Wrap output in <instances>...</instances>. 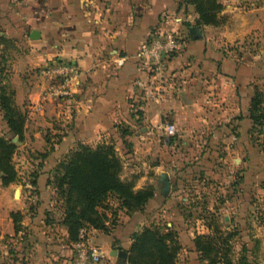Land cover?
<instances>
[{"label":"crops","instance_id":"0c3cea01","mask_svg":"<svg viewBox=\"0 0 264 264\" xmlns=\"http://www.w3.org/2000/svg\"><path fill=\"white\" fill-rule=\"evenodd\" d=\"M220 1L223 23L201 26L203 36L195 38L190 28L198 14L193 6L181 7L182 0H0V84L15 92L17 105L26 113L24 147L44 151L49 148L47 133L57 139L42 164L39 188L43 192L51 188L48 173L79 143L93 147L114 143L124 163L123 178L136 175L137 190L155 187V196L144 211L127 214L119 210L112 232L88 231L91 242L104 251L112 252L119 245L129 249L132 234L147 219L160 210L167 216L170 199L179 194L175 166L183 161L189 165L193 156H199L195 158L199 165L210 153L237 150L233 146L236 137L225 121H234L238 113L242 137L243 130L251 127V87L227 46L264 27V0ZM165 15H170L169 20ZM162 27L180 29L184 45L169 59L160 98L151 100L137 84L149 79L148 67L138 54L149 36ZM55 60L80 70L71 101L47 96L49 79L42 68ZM165 122L176 124L175 136L160 129ZM1 123L10 133L0 109ZM164 172L172 184L167 201L160 182ZM19 186L18 182L0 186V241L17 234L23 239L30 230L47 234L50 242L21 250L25 261L29 260L24 264H68L73 244L68 247L62 242L68 236L63 224L47 225L40 212L32 213L16 232L12 211L16 205L21 210L24 206L22 194L17 201L14 195Z\"/></svg>","mask_w":264,"mask_h":264},{"label":"rangeland","instance_id":"374dc122","mask_svg":"<svg viewBox=\"0 0 264 264\" xmlns=\"http://www.w3.org/2000/svg\"><path fill=\"white\" fill-rule=\"evenodd\" d=\"M227 48L233 51L237 63L243 67V72L245 71L246 81H249L251 87L248 95H251L252 98L255 90L259 89L264 97V27L254 31L246 39L240 40L232 46H227ZM220 71H223L222 68ZM244 91L243 94H247V90ZM145 98L155 99L146 96V94ZM240 98L242 99V95ZM243 100L247 101V96L244 95ZM15 104L17 105L16 100ZM17 106L24 112L19 105ZM241 118L239 119L237 113L234 121L233 119L230 122L225 121L226 124L229 123L230 133L236 137L233 146L237 150L232 154L226 150H219L220 153L216 154L210 153L205 156V161L199 165L195 161V158L199 156H193V162L189 165L183 161L184 164L181 166H175L174 175L177 176V180H180L179 194L175 198L170 199L171 195L165 198L166 201L170 199L168 205L171 210L168 211L167 216H164L166 214L164 211L156 212V215L147 219L149 222L144 223L141 229L150 226L159 228L160 232L165 233L167 228L179 227L178 233L183 249L178 254L176 264H203L199 258V253L194 249L193 240L198 234H213L214 236L233 234L229 245L231 246L230 254L234 264H264V125L253 129L251 120V127L248 132L243 130L245 133V136L243 134L245 138H243L239 125ZM0 134L6 135L7 138L13 137V141L17 145L14 163L18 171L21 172L19 173L20 181H18V185L21 187L15 189L14 195H16L17 201L20 198L18 197L19 194H22L21 199L24 206L21 210L16 205L12 213H21L23 221L30 214L40 212L42 220L46 221L47 225L62 224L63 199L57 195L55 186L49 183V180H52L54 176V170L58 163L48 173V184L51 188H45L43 192L38 184L37 186L31 184V181L39 180L42 164L46 160H43L41 154L52 149L57 139L50 137L51 133H47L46 140L49 148H45L44 151L32 152L31 148L24 147L25 140L20 141L18 136L14 137L13 134L6 133L3 123L0 124ZM186 156L183 155L182 158L185 159ZM124 179L137 182L136 175L130 173ZM26 183H28L27 186ZM1 184L0 180V186ZM115 201L116 199L111 196L105 202L110 208L105 210L106 214H109L111 230H113V219H117L114 218L113 210H119ZM173 209L181 217L175 215L174 212L171 214ZM23 211L25 214L22 213ZM169 222L173 223L175 227L169 226ZM22 226L24 225L22 224ZM20 238L17 234L0 241V264L27 263L29 260L25 261L26 257L21 255L23 248H31L35 244L41 245L44 241L50 242L47 234L38 235L34 232L31 233V230L27 232V235H22L23 239ZM62 242L67 243L68 247L70 246L68 236ZM121 249L124 248L119 245L114 246L113 250ZM124 250L128 251V249ZM27 257L31 258L28 254ZM100 264L124 263L106 250Z\"/></svg>","mask_w":264,"mask_h":264},{"label":"trees","instance_id":"16d2710c","mask_svg":"<svg viewBox=\"0 0 264 264\" xmlns=\"http://www.w3.org/2000/svg\"><path fill=\"white\" fill-rule=\"evenodd\" d=\"M184 5L193 6L198 14L194 26H218L223 23L221 13L224 5L220 0H182L181 7ZM0 109L9 132L14 137L18 136L20 141L24 140L26 113L15 104L14 91L3 84H0ZM249 114L253 129L264 125V97L259 89L255 90L251 98ZM16 150L13 137L7 138L0 134V180L3 186L20 181L14 163ZM51 150L41 154L43 160ZM122 171L123 161L114 143H103L96 147L79 143L59 160L49 183L55 186L57 195L63 199L62 224L68 230L70 243L79 239L83 228L87 233L90 229L112 232L109 226L111 221L106 212L101 210L110 209L105 202L111 196L116 199L117 209L127 214L145 210L149 200L155 196V187L147 185L137 190L136 181L124 179ZM31 184L37 186L38 181L33 180ZM118 211L113 210L114 218ZM12 217L18 233L23 227V215L13 212ZM112 223L114 228L117 219H113ZM232 236L198 234L193 243L203 264H234L229 245ZM131 238L129 264H176L178 254L183 249L178 231L171 228L162 233L159 228L149 226L133 233Z\"/></svg>","mask_w":264,"mask_h":264},{"label":"built area","instance_id":"2783aa9c","mask_svg":"<svg viewBox=\"0 0 264 264\" xmlns=\"http://www.w3.org/2000/svg\"><path fill=\"white\" fill-rule=\"evenodd\" d=\"M169 18L170 15H165L164 19L167 21ZM184 38L180 29L162 27L153 32L141 47L138 55L148 67L149 79L138 80L137 84L143 88L146 96L160 98L159 90L167 78L169 59L182 50ZM42 74L49 79L48 97L69 101L74 99V83L80 74L76 65L55 60L42 68ZM160 129L169 137L175 136L178 130L176 124L171 122L161 124ZM104 256V249L92 243L87 230L83 228L79 239L73 243V255L68 264H100Z\"/></svg>","mask_w":264,"mask_h":264},{"label":"water","instance_id":"95a60500","mask_svg":"<svg viewBox=\"0 0 264 264\" xmlns=\"http://www.w3.org/2000/svg\"><path fill=\"white\" fill-rule=\"evenodd\" d=\"M190 33L195 38H201L203 36L202 35V32H201V28L200 27H196V26H193V27L190 28ZM35 34H36V31H34L32 33V37L33 38H35ZM16 139H18V138H16ZM160 182L162 183V194H163V196L165 198H167L170 195L171 188H172L170 176H169V174L167 172H164V173L161 174ZM111 254L113 256H116L119 259H121V261L124 264H127L128 263V255H129V252L127 250H124V249H121V250H113L111 252Z\"/></svg>","mask_w":264,"mask_h":264}]
</instances>
